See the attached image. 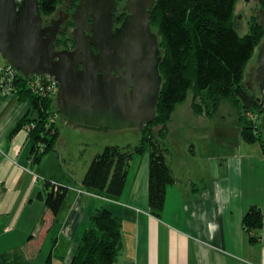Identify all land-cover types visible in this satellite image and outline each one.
<instances>
[{"label":"crops","instance_id":"0c3cea01","mask_svg":"<svg viewBox=\"0 0 264 264\" xmlns=\"http://www.w3.org/2000/svg\"><path fill=\"white\" fill-rule=\"evenodd\" d=\"M188 100L177 106L169 135L175 121L201 127L207 140L214 131L221 137L231 133L223 126L215 130L229 108L222 112L220 105L212 117L198 115ZM30 109L14 93L0 92V264H71L91 216L101 208L123 225L124 246L114 264H264V229L252 242L243 228L244 214L252 206L264 215V157L258 159L262 173L254 166L247 173L248 158L209 155L201 168L192 152L184 164L186 177H181L169 156L177 182L167 187L160 218L149 207V155H134L122 197L100 198L83 186L90 161L80 173L62 164L63 172H57L45 156L34 162V142L26 128L12 133ZM233 114L235 137L239 133L241 140L242 112ZM47 180L69 192L55 224L45 204Z\"/></svg>","mask_w":264,"mask_h":264},{"label":"trees","instance_id":"16d2710c","mask_svg":"<svg viewBox=\"0 0 264 264\" xmlns=\"http://www.w3.org/2000/svg\"><path fill=\"white\" fill-rule=\"evenodd\" d=\"M151 24L158 28L161 39L164 78L154 123L146 125L137 146L106 147L95 155L83 178L89 191L120 198L128 180L134 155H149V207L154 216L162 217L167 187L177 182L168 163L169 151L164 139L178 105L194 92L192 109L195 114L212 117L224 100H232L242 109L241 137L249 144L262 142L264 100L243 85L245 70L263 44L264 28L260 19L250 32L242 36L234 23L235 7L239 0H156ZM56 0H41V9L49 15L56 8ZM4 63H6L4 61ZM9 65L3 68L7 72ZM31 77L20 71L0 76V82L13 85L19 100L28 102L31 109L15 127L13 134L34 125L28 136L34 142L33 160L40 162L44 154L55 151L60 130L53 122L56 99L31 89ZM259 92L260 89H258ZM207 92V93H206ZM258 113L256 121H248L245 113ZM245 112V113H244ZM255 115V116H256ZM260 116L261 122H258ZM53 118V119H52ZM154 125H160L157 131ZM264 149V147H263ZM45 204L52 224L58 220L68 197V188L60 183L46 181ZM121 220L105 208L91 216L80 247L71 264H114L123 248ZM243 228L252 242L259 240L256 232L264 229V215L260 207L252 206L245 214Z\"/></svg>","mask_w":264,"mask_h":264},{"label":"water","instance_id":"95a60500","mask_svg":"<svg viewBox=\"0 0 264 264\" xmlns=\"http://www.w3.org/2000/svg\"><path fill=\"white\" fill-rule=\"evenodd\" d=\"M127 3L129 15L115 27L116 0H80L71 37L76 48L58 52L59 29L42 27L38 0H0V55L14 75L20 71L59 82L57 112L75 129L142 132L157 116L164 56L151 24L157 1ZM257 12L264 28V10ZM258 52L252 78L264 91V42Z\"/></svg>","mask_w":264,"mask_h":264},{"label":"rangeland","instance_id":"374dc122","mask_svg":"<svg viewBox=\"0 0 264 264\" xmlns=\"http://www.w3.org/2000/svg\"><path fill=\"white\" fill-rule=\"evenodd\" d=\"M121 3L125 4L126 0H121ZM264 8V0H239L236 7H235V15H234V23L237 28V31L244 36L247 35L251 30L250 28L253 26L255 22L258 21L257 15H255V11H258ZM50 22L49 19H46V24ZM49 24V23H48ZM154 32L157 33L158 28L153 25ZM61 42L58 46L59 49L64 48L68 45L66 43L65 36H60ZM264 42V40H263ZM262 44V43H261ZM260 44V45H261ZM259 47L256 49V54L253 57V59L249 62L248 67L245 70V79L243 81V85L248 88L249 82L252 85L250 87L251 92L254 94L256 93L259 97L262 96L264 100V91L259 92V85L256 84V82L252 81V70L258 68V63H256L257 55ZM0 65L5 66L6 63H4V60L2 59L0 55ZM252 79V80H251ZM249 89V88H248ZM263 92V93H262ZM207 93V92H206ZM195 93L190 92L188 101L193 100ZM234 104L232 100H226L222 101L220 105H222V112H225L227 108H229V111H227V116L225 119L222 120V124L216 126L215 130L218 129L219 126H223L227 128V130L231 131V133L227 136L222 137L218 134L212 132L211 137L207 140L206 134L207 131H203L201 127L199 126H190L189 122L180 123L175 121V124L173 126L172 132L174 134L168 135L164 139V143L166 144V147L169 151V156L171 157L172 163L176 165L178 175L181 177H186V167H185V161L187 158H190L193 156L192 152L198 156V159L196 160L197 164L201 165V168L203 167V162L206 160V158L210 156H216V158L220 159L224 156V158H228L229 160L232 159H241L242 157L248 158L251 161V164L249 165V168L247 170V173H251L253 166L255 167V171L262 173V163L260 165L259 158L263 159L264 157V121H262V142H257L255 144H249L244 140H239V133L235 137L234 131L236 130V123L234 119L233 110H238V114L240 116V112H242V109L240 105H231L230 102ZM237 107V108H236ZM58 104L55 103V107L53 108L54 114L53 118L56 119V126L60 130V139L57 142L55 146V151L49 152L44 154L45 158H51V164L55 165V168L57 172H63L59 168V164H62L64 166L67 165V168L69 169H76L77 173L82 171V165L87 164L88 161L90 163L94 159L93 157L98 154L99 152H102L106 147L110 146H118V147H127V146H137L139 145L142 135L137 130H131V131H122L120 133H106L102 131H83L79 128H74L70 126L67 123V119L65 116L59 114L57 112ZM220 110V111H221ZM264 110V108H262ZM245 113V112H244ZM257 115H261L256 113ZM252 111L250 113H245V118H247L248 121H253L254 115H256ZM256 115V118H257ZM262 116V115H261ZM52 118V119H53ZM264 118V117H263ZM260 116H258V122H261ZM264 120V119H263ZM217 122V120H216ZM243 125L246 123V120H242ZM155 129L159 131L161 128L160 125H154ZM208 145H211L213 148L209 150L208 153H205V150L208 148ZM221 153L224 154L221 156ZM43 156V157H44ZM50 156V157H47ZM168 156V157H169ZM221 156V157H220ZM264 161V159H263ZM254 163V165H253ZM90 165V164H89ZM53 169V168H52ZM88 169V168H87ZM196 169H198L196 167ZM204 170V168H203ZM78 178V176H77ZM50 181V180H47ZM98 197H107L110 200H114L117 198H110L106 194H99L97 192H94Z\"/></svg>","mask_w":264,"mask_h":264},{"label":"flooded vegetation","instance_id":"af4514ba","mask_svg":"<svg viewBox=\"0 0 264 264\" xmlns=\"http://www.w3.org/2000/svg\"><path fill=\"white\" fill-rule=\"evenodd\" d=\"M38 1L40 2V6H41V0H38ZM120 1L121 0H116L118 5H117V10L115 14H116V17L118 18V21L115 23L116 25L115 27H120L123 21L129 15V12L127 10L128 0H126L125 4L121 3ZM79 5H80V0H56V5H55L56 8L49 15H45L41 9V16L43 17L42 27L45 29H49L55 26L59 29L58 33L56 34L57 40L55 43V46H56L55 50L58 52H61V51L72 52L76 48V42L71 37H72V32L77 28L73 15L75 14L77 7ZM261 10H264V8H262ZM259 11L260 10H258V12ZM49 17H50L51 22H48L49 24L48 23L46 24V19H49ZM89 24L92 25L93 20H91ZM61 35L65 36L66 43H68V45L64 48L59 49L58 46L60 45V42H61V38H60ZM87 35L92 36L93 33L87 32ZM92 48L93 50H95L96 53L99 52V48H97V45L94 44ZM81 68H83V66ZM250 84H251L250 82L246 84L248 85L249 89L252 86ZM256 84L258 85V83Z\"/></svg>","mask_w":264,"mask_h":264},{"label":"built area","instance_id":"2783aa9c","mask_svg":"<svg viewBox=\"0 0 264 264\" xmlns=\"http://www.w3.org/2000/svg\"><path fill=\"white\" fill-rule=\"evenodd\" d=\"M10 68V67H9ZM7 72H9L10 74H13L11 73L10 70H8ZM5 71V68H3V66L0 65V76H6V73ZM30 88L31 89H35L37 91H40V92H43V94L53 98L54 100L57 99V91L59 90L60 88V85H59V82H57L55 79H51L49 77H37V76H33L31 77L30 79ZM13 85L8 83V84H5L4 82H0V92H3L5 94H8V93H13ZM253 121H256V116L254 115V119ZM34 125H30V126H26V130L27 132H29L32 127Z\"/></svg>","mask_w":264,"mask_h":264},{"label":"clouds","instance_id":"9594fccd","mask_svg":"<svg viewBox=\"0 0 264 264\" xmlns=\"http://www.w3.org/2000/svg\"><path fill=\"white\" fill-rule=\"evenodd\" d=\"M8 65H9V64H8ZM9 66H10V65H9ZM16 72H17V71H16ZM16 72H15V73H16ZM258 85H259V84H258ZM259 89H260V85H259ZM56 101H57V99H56ZM54 121H56V119H54L53 122H54Z\"/></svg>","mask_w":264,"mask_h":264}]
</instances>
